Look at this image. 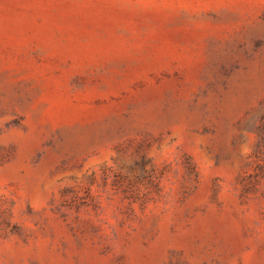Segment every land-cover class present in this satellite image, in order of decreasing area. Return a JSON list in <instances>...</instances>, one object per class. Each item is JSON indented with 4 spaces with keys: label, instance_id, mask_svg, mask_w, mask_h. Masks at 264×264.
<instances>
[{
    "label": "rangeland",
    "instance_id": "obj_1",
    "mask_svg": "<svg viewBox=\"0 0 264 264\" xmlns=\"http://www.w3.org/2000/svg\"><path fill=\"white\" fill-rule=\"evenodd\" d=\"M0 264H264V0H0Z\"/></svg>",
    "mask_w": 264,
    "mask_h": 264
}]
</instances>
